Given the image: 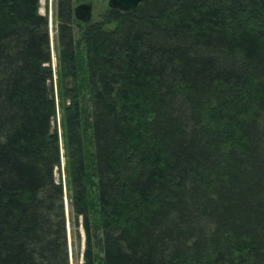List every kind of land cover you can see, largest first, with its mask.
I'll use <instances>...</instances> for the list:
<instances>
[{
  "label": "trees",
  "instance_id": "16d2710c",
  "mask_svg": "<svg viewBox=\"0 0 264 264\" xmlns=\"http://www.w3.org/2000/svg\"><path fill=\"white\" fill-rule=\"evenodd\" d=\"M83 1L55 89L40 0H0V264H72L69 220L77 264H264V0Z\"/></svg>",
  "mask_w": 264,
  "mask_h": 264
},
{
  "label": "rangeland",
  "instance_id": "374dc122",
  "mask_svg": "<svg viewBox=\"0 0 264 264\" xmlns=\"http://www.w3.org/2000/svg\"><path fill=\"white\" fill-rule=\"evenodd\" d=\"M92 2L93 3V19L96 16V11L99 8H102L103 6L108 4L109 0H84L83 2ZM77 3V2H76ZM56 7H57V0H40V12L44 15L48 16L49 21V31H50V38H51V49H52V68L54 72V86L55 89H57V69H58V57H57V46H56V35H57V20H56ZM57 93V91H56ZM57 98V102H58ZM61 120H62V111L57 106V117L53 121V125L58 128V130L61 132ZM61 152H62V162L60 168L56 169L55 176L57 180H61L64 184V190H65V207L67 214L69 216L70 207H69V201H68V191L66 187V173H65V156H64V147H63V141L61 142ZM81 221V219H80ZM80 234L82 236V244H81V251L84 250V241H85V232L84 228L82 227V224L80 223L79 228ZM68 241H69V249H70V256H71V262L72 264H77V258L75 257V249L73 247V226L70 223V220L68 222ZM81 254V259H82Z\"/></svg>",
  "mask_w": 264,
  "mask_h": 264
},
{
  "label": "water",
  "instance_id": "95a60500",
  "mask_svg": "<svg viewBox=\"0 0 264 264\" xmlns=\"http://www.w3.org/2000/svg\"><path fill=\"white\" fill-rule=\"evenodd\" d=\"M143 0H109L110 7L118 8L120 10L128 11L135 10L142 3ZM75 17L83 23H90L93 20V3L81 2L74 8Z\"/></svg>",
  "mask_w": 264,
  "mask_h": 264
}]
</instances>
